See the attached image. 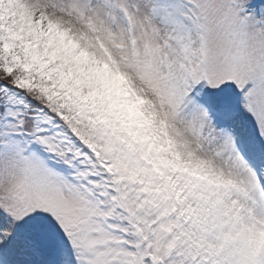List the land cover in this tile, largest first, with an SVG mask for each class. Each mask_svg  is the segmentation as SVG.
<instances>
[{"label":"snow or ice","instance_id":"6c2138e0","mask_svg":"<svg viewBox=\"0 0 264 264\" xmlns=\"http://www.w3.org/2000/svg\"><path fill=\"white\" fill-rule=\"evenodd\" d=\"M0 264H264V0H0Z\"/></svg>","mask_w":264,"mask_h":264}]
</instances>
